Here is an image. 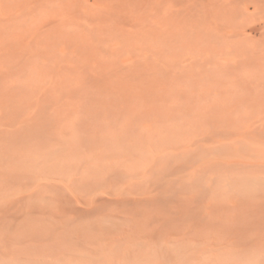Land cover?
<instances>
[{"label":"rangeland","instance_id":"obj_1","mask_svg":"<svg viewBox=\"0 0 264 264\" xmlns=\"http://www.w3.org/2000/svg\"><path fill=\"white\" fill-rule=\"evenodd\" d=\"M0 264H264V0H0Z\"/></svg>","mask_w":264,"mask_h":264}]
</instances>
